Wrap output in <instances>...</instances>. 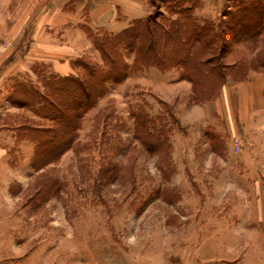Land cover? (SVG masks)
<instances>
[{
	"label": "rangeland",
	"instance_id": "374dc122",
	"mask_svg": "<svg viewBox=\"0 0 264 264\" xmlns=\"http://www.w3.org/2000/svg\"><path fill=\"white\" fill-rule=\"evenodd\" d=\"M141 1L146 7L142 17L149 16L145 23L153 29L169 27L168 19L176 17L169 8L177 3L178 6L193 4L197 24L227 20L228 13L242 6L237 0ZM88 2L0 0V123L15 138L16 151L8 160L11 170L6 171L13 170L20 178L11 179L9 174L3 177L8 186L3 188L5 192L0 191V196L6 195L11 208L4 198L0 204V264H178L187 261V254L196 243L190 237L211 227L207 218L245 202L241 193L227 189L229 178H235L227 176V168L242 171L247 168L251 183L259 182L258 189L264 199V175L259 174V168L264 174V159L259 158L264 152V127H260L264 124V112H251L248 121H241L234 115L236 112L232 110V117L225 110L221 100L228 87L242 86L250 71L253 75L260 72L264 78L261 69L249 68L245 74L233 65L242 61L254 63L264 49V30L256 37H242L241 41L225 38L226 43L232 44L230 49L221 59L212 57V63H218L220 71L229 75L231 86L220 87L221 80L206 72L205 78L194 83L202 94L200 97L195 91L192 93L191 82L180 75L179 66L167 71L144 66L120 83L107 82V92L83 117L77 132L78 146L65 151L53 163L34 170L27 160L34 147L31 133L19 130L17 134L21 137L18 138L11 127L21 123L25 116L40 118L30 110L9 103L10 79H19L25 74L35 78L24 67L34 56L52 58L60 75L83 73L72 65V60L79 56L84 62L102 64L95 40L87 34L94 32L87 20ZM261 4L264 5V0ZM114 17L112 26L118 27L119 13ZM32 18L33 30L27 42L21 44L20 30ZM79 27L84 29L87 39ZM97 30L110 32L100 26ZM219 38L212 44L215 50H218ZM13 49H18L21 56L16 57V63H6V55ZM117 51L129 66L135 63L136 44H120ZM22 69L24 73L8 74ZM190 77L192 81L195 79L192 73ZM229 96L233 104L234 90L231 89ZM107 105L114 115L105 124L100 119L93 137L99 136L103 125L109 139L94 140L91 129L95 114ZM139 105L152 117L160 114L163 121L159 122L164 127L166 141L164 147L156 146L154 152L144 149L132 137L133 117L129 112ZM120 121L125 122L124 128L115 126L121 125ZM107 164H112L114 169L111 174L103 175ZM54 179L59 180L57 189H51ZM258 193L257 190V199ZM248 194L251 199L256 195L254 191Z\"/></svg>",
	"mask_w": 264,
	"mask_h": 264
},
{
	"label": "trees",
	"instance_id": "16d2710c",
	"mask_svg": "<svg viewBox=\"0 0 264 264\" xmlns=\"http://www.w3.org/2000/svg\"><path fill=\"white\" fill-rule=\"evenodd\" d=\"M261 1L237 0L242 6L235 7V12L228 13L227 20H219L215 23L206 20L202 24H197L192 13L193 4L178 6L177 3L174 8H169L176 17L168 19L170 23L168 28L158 26L157 29H153L145 23L149 17L145 16L133 19L120 31L101 32L93 29L94 32L87 34L95 40L93 41L95 48L103 58L102 64L84 62L83 57L79 56L72 60V65L82 69L83 73L60 75L43 63H35L32 66L35 78L25 74V77L10 79L12 84L7 96L9 103L30 110L40 118L34 120L33 117L25 116L21 123L11 127L15 129L16 137L19 130H23L28 135L31 133L30 139L34 141L32 159H30L31 168L41 169L44 165L53 163L73 146H78L77 132L83 117L107 92V82L120 83L130 73L144 66L155 67L160 71L181 67L180 75L189 78L192 93L195 91L197 96L202 94L194 87V83L205 78L206 72L214 75L215 79L221 80L220 87L224 86L229 75L220 71L218 63L213 65L212 57L221 59L224 52L230 49L232 44L226 43L225 38L241 41L242 37H256L261 34L264 30V5L262 6ZM216 37H220L216 47L218 50L212 47ZM120 44L127 46L136 44L137 57L133 65L129 66L118 56L117 50ZM233 65L235 68H241L245 74L249 68L261 69L264 72V49L257 54L254 63L242 61ZM190 71L195 75L193 81ZM212 96L214 97V94ZM158 101L166 103L161 99ZM107 107L108 105L95 114L91 129L93 139V133L95 134L98 129L100 119L102 118V123L105 124V120L114 115L111 107ZM129 114L133 117V140L139 142L149 152L156 151V146H163L166 138L164 127L159 122L160 114L152 117L148 111H145L144 106L140 105L131 109ZM44 121L48 123L44 124ZM124 123L120 121L121 125L115 126L121 129L124 128ZM101 127L96 139L108 141L106 127L103 125ZM113 169L112 164H107L103 167L102 174H111ZM58 184L59 180L54 179L51 189H57Z\"/></svg>",
	"mask_w": 264,
	"mask_h": 264
},
{
	"label": "crops",
	"instance_id": "0c3cea01",
	"mask_svg": "<svg viewBox=\"0 0 264 264\" xmlns=\"http://www.w3.org/2000/svg\"><path fill=\"white\" fill-rule=\"evenodd\" d=\"M89 1L90 2L87 3L89 19L87 20L95 30H97L98 26L114 32L121 30L127 26L129 21L131 22L133 19L144 16L146 11V7L141 0H104V4L102 3L103 0ZM83 2L86 3L87 0H83ZM103 5L105 6L103 7ZM117 13H119L120 17L118 20L119 23H116L118 24V27L112 26L114 24V16H117ZM34 21L33 18L30 19V24L20 30L18 37L19 43L23 44L27 42L29 33L33 30L32 26ZM79 28V32L85 39H87L84 29L81 27ZM85 42L87 41L85 40ZM18 56H21L18 49H13L6 55L5 62L16 63V57ZM35 63H43L52 71L59 73L55 68L54 60L52 58L34 56V58L30 60V64L24 66L28 69L27 72H30V74L32 72L30 68ZM19 72L24 73L25 70H15L8 74L11 76L12 73L20 74ZM242 84V86L231 88L234 90V102L231 104L230 102H232V99L229 96L231 89L228 87L231 86V82L228 77L224 84V86L228 87V91L223 95L221 100L223 101V107L227 108L225 110H228L232 117H234L233 113L236 112L234 115L238 117L237 119H240L241 121L245 119V121H248L251 112H253V114H261L264 112L263 74L257 72L253 75L250 71L247 74L246 79L242 81ZM250 105L252 106L250 107ZM260 127H264V124L260 125ZM14 140L13 133H11V131L8 132L4 124L0 123L1 192H5L6 190H3V188L8 186V181L4 180L3 177L9 174V178L20 180V178L15 176L13 170L10 173H7L8 171H6L11 170L9 169L8 160L13 152L16 151H14L13 147ZM219 154L217 153V155ZM31 155L32 152L27 156L29 158L27 159L29 160V165ZM255 156L254 159L257 160V155ZM259 158L262 160L264 159V152L260 153ZM246 169L247 168L242 171L239 168L234 169L232 167V169L227 168L226 171L227 176L235 177L229 178L230 182L227 184V189L230 191H237L239 194L241 193L242 197L245 196V202L240 205L233 204L231 207L229 206L226 211L215 213L207 218V221L212 223L210 225L211 227L207 232L205 231L204 233L198 234V236L190 237V239L194 238L196 243L193 249L187 254L188 260L178 264H264V199H262V194L258 189L259 182L256 180L251 183L250 172L248 173V170ZM259 170V174L261 176L264 175L262 168H259ZM2 183H4V185H1ZM257 190L259 192L258 199ZM251 191L256 193L255 197L252 199L248 194V192ZM4 198L6 199L7 204H9V208H11L5 194L0 196V204ZM14 211L15 210H13V212Z\"/></svg>",
	"mask_w": 264,
	"mask_h": 264
}]
</instances>
